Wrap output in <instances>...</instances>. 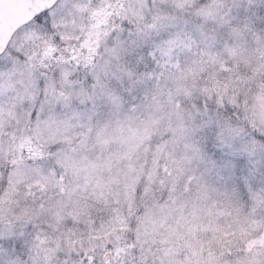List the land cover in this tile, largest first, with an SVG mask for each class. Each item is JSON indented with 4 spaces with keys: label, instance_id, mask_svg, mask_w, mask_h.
Listing matches in <instances>:
<instances>
[{
    "label": "snow or ice",
    "instance_id": "obj_1",
    "mask_svg": "<svg viewBox=\"0 0 264 264\" xmlns=\"http://www.w3.org/2000/svg\"><path fill=\"white\" fill-rule=\"evenodd\" d=\"M0 264H264V0H0Z\"/></svg>",
    "mask_w": 264,
    "mask_h": 264
},
{
    "label": "rangeland",
    "instance_id": "obj_2",
    "mask_svg": "<svg viewBox=\"0 0 264 264\" xmlns=\"http://www.w3.org/2000/svg\"><path fill=\"white\" fill-rule=\"evenodd\" d=\"M182 235V234H181Z\"/></svg>",
    "mask_w": 264,
    "mask_h": 264
}]
</instances>
